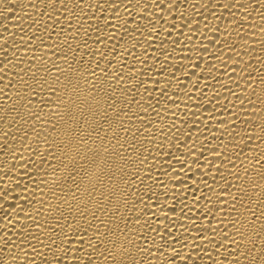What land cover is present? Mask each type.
<instances>
[{"label": "bare ground", "instance_id": "1", "mask_svg": "<svg viewBox=\"0 0 264 264\" xmlns=\"http://www.w3.org/2000/svg\"><path fill=\"white\" fill-rule=\"evenodd\" d=\"M0 264H264V0H0Z\"/></svg>", "mask_w": 264, "mask_h": 264}]
</instances>
